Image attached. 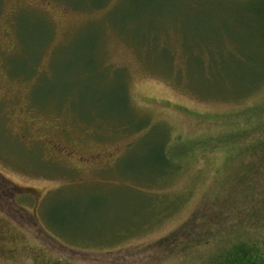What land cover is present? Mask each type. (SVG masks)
<instances>
[{
    "label": "rangeland",
    "instance_id": "374dc122",
    "mask_svg": "<svg viewBox=\"0 0 264 264\" xmlns=\"http://www.w3.org/2000/svg\"><path fill=\"white\" fill-rule=\"evenodd\" d=\"M243 244L264 261V0H0V264Z\"/></svg>",
    "mask_w": 264,
    "mask_h": 264
},
{
    "label": "trees",
    "instance_id": "16d2710c",
    "mask_svg": "<svg viewBox=\"0 0 264 264\" xmlns=\"http://www.w3.org/2000/svg\"><path fill=\"white\" fill-rule=\"evenodd\" d=\"M129 126V123L127 124ZM141 129V128H139ZM138 130V128H137ZM163 144L159 147V152L163 153ZM251 252L253 251V248L251 247H247L244 244L243 245H239L236 247L235 249V257H237V260L234 264H264V261H262L259 258H256L254 256H250ZM256 253H258V251H256Z\"/></svg>",
    "mask_w": 264,
    "mask_h": 264
}]
</instances>
